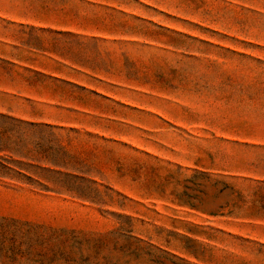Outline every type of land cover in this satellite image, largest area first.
<instances>
[{"label":"rangeland","instance_id":"374dc122","mask_svg":"<svg viewBox=\"0 0 264 264\" xmlns=\"http://www.w3.org/2000/svg\"><path fill=\"white\" fill-rule=\"evenodd\" d=\"M0 264H264V0H0Z\"/></svg>","mask_w":264,"mask_h":264}]
</instances>
